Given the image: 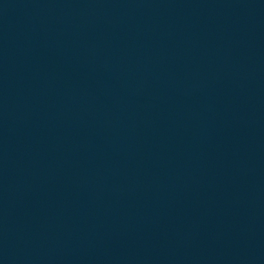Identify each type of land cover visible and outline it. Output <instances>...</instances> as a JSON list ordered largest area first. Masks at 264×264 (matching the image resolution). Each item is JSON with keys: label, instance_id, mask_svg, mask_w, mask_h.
Listing matches in <instances>:
<instances>
[{"label": "water", "instance_id": "1", "mask_svg": "<svg viewBox=\"0 0 264 264\" xmlns=\"http://www.w3.org/2000/svg\"><path fill=\"white\" fill-rule=\"evenodd\" d=\"M0 264H264V0H0Z\"/></svg>", "mask_w": 264, "mask_h": 264}]
</instances>
